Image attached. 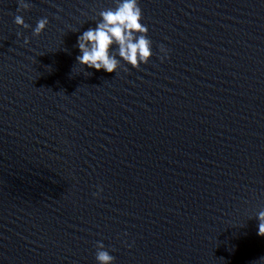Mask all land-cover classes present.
<instances>
[{"label":"water","instance_id":"obj_1","mask_svg":"<svg viewBox=\"0 0 264 264\" xmlns=\"http://www.w3.org/2000/svg\"><path fill=\"white\" fill-rule=\"evenodd\" d=\"M27 2L0 0V264H264V0H139L152 56L112 73L76 42L114 0Z\"/></svg>","mask_w":264,"mask_h":264},{"label":"clouds","instance_id":"obj_2","mask_svg":"<svg viewBox=\"0 0 264 264\" xmlns=\"http://www.w3.org/2000/svg\"><path fill=\"white\" fill-rule=\"evenodd\" d=\"M17 4L18 12L31 7L27 0H17ZM98 15L99 20L96 21L95 27H90L77 36L78 65L83 69L87 67L112 73L122 65L138 68L141 64L148 63L152 56V41L147 36V27L142 23L143 14L139 0H114V7L101 10ZM48 22L46 17L39 19L32 29L33 35H40ZM14 23L25 29L30 27L20 15L14 17ZM25 43H28L27 39ZM160 51L167 56V50L163 46ZM123 70L127 72L128 68L124 67ZM100 191L102 189L98 188L93 196H98ZM256 219L257 234L264 236V210L257 213ZM95 260L97 264H114L115 257L102 242H97Z\"/></svg>","mask_w":264,"mask_h":264}]
</instances>
